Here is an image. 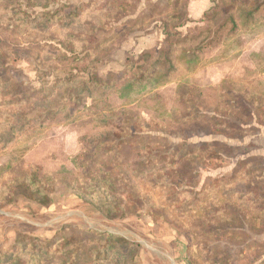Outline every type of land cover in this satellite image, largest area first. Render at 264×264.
<instances>
[{
    "label": "rangeland",
    "instance_id": "374dc122",
    "mask_svg": "<svg viewBox=\"0 0 264 264\" xmlns=\"http://www.w3.org/2000/svg\"><path fill=\"white\" fill-rule=\"evenodd\" d=\"M169 1L0 0V264L263 250L264 0Z\"/></svg>",
    "mask_w": 264,
    "mask_h": 264
},
{
    "label": "crops",
    "instance_id": "0c3cea01",
    "mask_svg": "<svg viewBox=\"0 0 264 264\" xmlns=\"http://www.w3.org/2000/svg\"><path fill=\"white\" fill-rule=\"evenodd\" d=\"M211 5V0H190L188 2V13L190 18L192 20L203 18L204 14L211 8ZM256 55H264V52L256 51ZM256 240L262 242L263 250L261 252L258 253L256 250H250L248 243H250L251 240H247L246 242L243 241L244 243L242 242L240 245L241 249L238 250L239 252L236 251L237 249L235 248L237 247L234 246L230 255L223 261H217L215 259V253H218L217 249L211 248L204 252V250H201L199 247L194 248L193 246L190 247V245L184 247L174 246L172 256H170L171 264H264V235L256 236ZM209 242L208 244L210 246H217V242H222L224 245L228 246L234 244L232 241L230 242V239L227 240L223 236L214 238L211 241L209 240ZM221 256H225V254L221 253Z\"/></svg>",
    "mask_w": 264,
    "mask_h": 264
},
{
    "label": "trees",
    "instance_id": "16d2710c",
    "mask_svg": "<svg viewBox=\"0 0 264 264\" xmlns=\"http://www.w3.org/2000/svg\"><path fill=\"white\" fill-rule=\"evenodd\" d=\"M171 2V0L169 1V3ZM145 55V54H144ZM149 66V65H148ZM153 66V65H152ZM149 67H146V70L144 71V75L142 77H140L139 80L137 79H133L132 81H130L131 83L129 85H127V91L129 92L130 94V91L133 90V91H142L144 90L143 92L146 93V91L149 90V88L153 87L154 85L152 84V82L155 81L156 76H154L153 74H151V72H149ZM0 92H3V95H16V94H19V90H20V87H19V83L17 80H15L12 76H9L8 74V63L6 62L5 59H2V56L0 54ZM5 70L6 73L4 72ZM2 72H4V74L6 76H1V74H3ZM137 80V81H136ZM100 80L98 79H94V83L95 84H99ZM128 92L124 91L122 88H120V94H121V98L124 97V95H127ZM132 92V91H131ZM109 197V198H108ZM107 198H105V200L103 201V198L100 196V199H99V204H104V205H109V206H113V205H117L118 208H120V202L118 199L114 198V197H110L108 196ZM98 204V205H99ZM103 214L105 215V212L102 210ZM107 215V214H106ZM122 215L124 214H121V215H112V214H108L107 216L108 217H111V218H116V217H122ZM106 236H108V239L105 238V241L108 240V241H112L113 239H118L120 241H125V238L122 237V236H116L114 234H108L106 233ZM118 255V254H117ZM119 256V255H118ZM132 258L128 259L125 261V264H127L128 262H131ZM128 261V262H127Z\"/></svg>",
    "mask_w": 264,
    "mask_h": 264
}]
</instances>
